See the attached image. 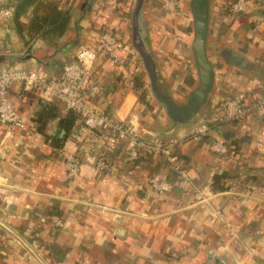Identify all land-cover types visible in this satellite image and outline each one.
<instances>
[{
	"label": "crops",
	"instance_id": "1",
	"mask_svg": "<svg viewBox=\"0 0 264 264\" xmlns=\"http://www.w3.org/2000/svg\"><path fill=\"white\" fill-rule=\"evenodd\" d=\"M156 1L149 0L145 10L151 42L166 85L183 100L198 84L190 61L192 17L180 12L176 16L182 22L174 24L175 33L165 35V26L157 33L152 16L159 18L154 10L161 7ZM182 1V11L189 13L188 0ZM234 1L212 0L208 52L216 88L205 111L191 124L174 126L146 84V98L141 100L135 87L138 77L133 85L122 74L132 71L139 58L130 31L135 0H97L86 17L72 16L82 0H39L23 14L16 12L21 0H15V16L1 33L0 69L59 75L80 46L93 43L100 29L109 28L124 35L130 49L120 52L121 68L98 60L104 87L99 105L147 138L184 137L206 122L223 100L241 92L264 93V18L228 16L225 8ZM254 1L256 9H264V0ZM50 6L71 14L67 32L52 41L31 36L34 17L45 15ZM179 23H186L187 30L178 31ZM227 51L244 57L252 67L231 64L223 57ZM21 95L26 94L20 84H13L11 100L27 116L29 128L20 133L0 126V264H264V202L246 191L247 180L264 179L263 124L257 113L243 123L224 124L213 134L227 143L230 153L240 154V160L233 153L219 158L209 145L185 141L176 154L187 177L169 196L159 197L150 193L148 183L153 174L168 168L158 156L108 176H96L88 165L78 176H68L64 153L75 152L78 143L70 137L54 141L62 130L59 120L68 114L64 106L47 103L58 109V118L40 131L36 118L46 103ZM216 179L224 191L212 189ZM50 215L60 216L65 227L53 228Z\"/></svg>",
	"mask_w": 264,
	"mask_h": 264
},
{
	"label": "built area",
	"instance_id": "2",
	"mask_svg": "<svg viewBox=\"0 0 264 264\" xmlns=\"http://www.w3.org/2000/svg\"><path fill=\"white\" fill-rule=\"evenodd\" d=\"M14 1L0 0V56L3 55L1 33L10 27L15 16ZM161 1L170 15L179 14L180 0ZM256 7L254 0H235L227 15L247 14ZM129 49L124 35L109 28L100 29L96 40L80 46L59 75L50 76L44 71L17 68L0 69V126L20 133L29 128L27 116L21 114L11 100L12 85L20 84L26 94L22 97L33 95L45 103H59L64 106L66 113L74 111L77 114L78 122L70 138L78 143V148L75 152L64 153L68 176H78L84 165L90 166L98 177L108 176L125 167H135L146 158L158 156L162 157L168 168L153 174L148 183L150 193L159 197L169 196L180 181L187 177L176 154L177 148L185 141L205 143L219 158L226 159L233 153L240 160V154L235 150L230 153L227 143L216 139L213 134L224 124L245 122L253 113H257L262 121L264 138V93L258 91L253 94L241 92L223 100L206 122L200 123L188 135L170 140L147 138L141 130L120 118L116 112L103 109L99 104L104 87L97 62L99 59L106 60L121 68L124 57L120 52ZM141 72L142 66L136 58L132 71L122 74L133 84ZM246 191L264 202V179L260 183L247 184ZM217 214L221 216V212ZM50 225L55 229L65 227L60 216H52ZM228 227L234 235L232 226L229 224Z\"/></svg>",
	"mask_w": 264,
	"mask_h": 264
},
{
	"label": "water",
	"instance_id": "3",
	"mask_svg": "<svg viewBox=\"0 0 264 264\" xmlns=\"http://www.w3.org/2000/svg\"><path fill=\"white\" fill-rule=\"evenodd\" d=\"M39 0H21L16 12L23 14ZM97 0H82L78 9L72 14L88 16ZM148 0H135L131 14V45L137 53L150 82V92L156 102L164 109L167 118L174 126L194 123L207 108L216 88V72L210 60L208 45L211 32L212 0H188V9L192 17L193 39L190 54L198 75V85L190 91L184 100L177 99L166 85L158 56L151 42V31L146 18ZM246 15H258L264 18V9L253 10ZM231 64L249 69L247 60L232 51L223 54ZM2 59L0 58V61Z\"/></svg>",
	"mask_w": 264,
	"mask_h": 264
},
{
	"label": "trees",
	"instance_id": "4",
	"mask_svg": "<svg viewBox=\"0 0 264 264\" xmlns=\"http://www.w3.org/2000/svg\"><path fill=\"white\" fill-rule=\"evenodd\" d=\"M230 6L231 4L225 8V12L227 14ZM71 18L72 16L69 12H63L57 6H50L45 15H37L34 17L30 25V35L41 36L46 41H52L56 38H60L67 32L71 23ZM135 87L139 91L140 99L145 100L146 94L143 90L144 82L137 79ZM49 104L47 105L46 103V105H44V109L36 118V123L40 127V131L44 129L45 125H47L49 121H53L58 118V109ZM67 113L68 114L65 118H61L59 120V125L62 130L59 134L57 133L54 141H65L68 137H70L71 132L76 125V121L78 120L77 114L74 111H68ZM247 181L249 183H258V181L256 182V179H250ZM212 189L214 191H224V187L220 186L217 179L214 182ZM51 216L53 215H50L49 217Z\"/></svg>",
	"mask_w": 264,
	"mask_h": 264
},
{
	"label": "rangeland",
	"instance_id": "5",
	"mask_svg": "<svg viewBox=\"0 0 264 264\" xmlns=\"http://www.w3.org/2000/svg\"><path fill=\"white\" fill-rule=\"evenodd\" d=\"M181 1V6H180V8H179V11H178V13L180 14V12H182V14L184 13V14H186V15H188L189 14V18H190V11H189V9H188V11H189V13H185L184 11H182V9H184V7H183V1L182 0H180ZM74 2H75V0H74ZM148 2H149V0H148ZM148 2L146 3V6H147V4H148ZM156 5H159V7H161L160 8V10H159V8L158 9H156V10H154V12H155V15H159V18H157V17H153L152 16V21H154V23L157 25L156 27V32L158 33V29H160V27L162 28L163 26H165L166 27V29H163V31L165 32V31H167V32H171V31H174V33L176 32V29H177V27H175V23L176 22H178V21H180L181 20V18L179 17V16H173V18H172V15L170 16V14L164 9V7H163V3H162V1L161 0H157L156 1ZM182 8V9H181ZM187 8H188V6H187ZM146 12V11H145ZM167 15H169L170 17H169V19L168 18H166V16ZM129 16H131V13L129 12ZM147 16V15H146ZM161 17V18H160ZM183 17V16H182ZM184 18H188V17H184ZM192 20V19H191ZM169 21V22H168ZM181 22H182V20H181ZM186 23H179L178 24V31H181L182 29H183V31L184 30H187V28H186ZM180 28H181V30H180ZM189 30H191V32L190 33H193V29H192V23H191V27H189ZM130 31H131V29H130ZM151 31V30H150ZM150 33H152V31L150 32ZM165 35H166V32L164 33ZM186 35H189L188 34V32H186ZM151 37H152V34H151ZM159 37V36H158ZM191 59H192V61H191ZM138 60H139V63L141 64V66H142V72L137 76L138 77V79L139 80H144L143 82H144V84H146V86H147V90L148 91H150V82H149V79H148V77H147V75H146V73L143 71L144 70V67H143V64H142V60H140L139 58H138ZM190 61H191V65H193V67H195V65H194V60H193V58H192V56H191V58H190ZM197 77H198V75H197ZM198 85V84H197ZM197 87V86H196ZM195 87V88H196ZM192 91V90H191ZM184 100V99H183Z\"/></svg>",
	"mask_w": 264,
	"mask_h": 264
}]
</instances>
